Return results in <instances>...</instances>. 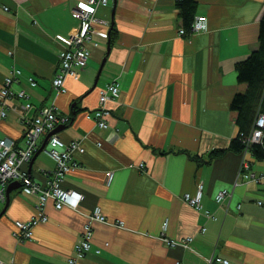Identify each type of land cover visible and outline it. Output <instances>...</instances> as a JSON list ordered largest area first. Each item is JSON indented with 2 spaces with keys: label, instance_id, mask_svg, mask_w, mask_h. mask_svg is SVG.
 <instances>
[{
  "label": "crops",
  "instance_id": "0c3cea01",
  "mask_svg": "<svg viewBox=\"0 0 264 264\" xmlns=\"http://www.w3.org/2000/svg\"><path fill=\"white\" fill-rule=\"evenodd\" d=\"M86 1L0 0V89L19 68L11 87L27 92L26 99L0 97L7 110L0 138L24 143L28 119L55 106L69 116L55 133L83 147L73 151L79 164L62 181L72 190L67 204L56 208L49 200L48 220L34 226L31 238L19 236L16 221L36 214L39 196L15 180L20 186L0 201V264H221L211 261L218 255L230 264H264V159L229 148L239 131L231 102L247 86L237 64L259 44L264 0H195L194 18L204 17L206 26L185 34L178 0L99 5L103 21L95 27L109 34L93 35L87 65L58 91L52 84L64 47L58 36L79 30L73 10ZM115 80L120 92L108 100L109 125L102 127L87 113ZM50 137L40 136L43 149L22 164L42 185L56 168ZM216 149L222 151L211 156ZM247 170L259 179L246 180ZM200 184L198 209L184 194H196ZM225 188L229 194L217 200ZM97 205L107 221L93 224L92 248L77 257Z\"/></svg>",
  "mask_w": 264,
  "mask_h": 264
},
{
  "label": "built area",
  "instance_id": "2783aa9c",
  "mask_svg": "<svg viewBox=\"0 0 264 264\" xmlns=\"http://www.w3.org/2000/svg\"><path fill=\"white\" fill-rule=\"evenodd\" d=\"M110 1L111 0H87L85 5L74 8L73 15L80 20L79 30L69 36H58L64 43V47L59 54V69L53 78V84L58 91L65 90L64 82L67 75L77 77L80 70L87 65L91 54L89 43L92 41L93 35L99 34L106 37L108 36V32L97 30L95 25L97 22L103 21L96 14L97 7L99 5H108ZM203 22L204 17L197 16L192 23V28L195 31L204 29L206 24ZM184 32L185 30L182 28L181 33ZM20 74L21 70L19 68H14L5 78L4 85L0 89L1 98H6L11 95H16L21 99L27 98V92L24 89L13 90L11 87L12 83L18 79ZM30 83L32 85L37 84L33 77L30 78ZM119 92L120 83L116 80L109 82L106 86L101 88L99 105L93 111L88 112V116L93 118L98 125L107 127L109 123L106 117L111 113L110 108L107 106V102L111 97L118 96ZM31 106H33V104L28 100L24 104L25 109H29ZM0 114L2 116H6L7 114L3 102L0 103ZM68 121V115L58 110L55 106H47L40 109L37 114L28 119L24 143L19 144L13 138H0V201L5 200L7 187L15 180H20L22 182L23 191L39 196L36 214L28 220L16 221L17 233L22 239L31 238L34 226L48 220L46 205L49 200L53 201L56 208H62L67 204L72 193V190L62 185V181L66 174L79 164L73 156L74 150H83L79 140H72L66 143L59 138L57 133L54 132L51 134L48 151L56 160V168L47 184L42 185L31 179L27 175V171L22 169V164L29 161L38 150L40 136L53 131L57 126L66 124ZM263 128L264 114L261 113L255 122V126L249 138L253 141L260 140L263 134ZM107 175L111 178L112 172L108 171ZM243 176L246 180L259 179L255 173L249 170L244 171ZM237 182L238 180L236 183ZM202 188L203 185L200 184L196 194H191L189 192L184 194V198L198 209L202 208ZM229 192L227 188L222 189L217 195V200L221 201ZM206 213L211 214V211L206 209ZM106 221L107 217L103 213L101 206H95L85 224L83 236L76 243L75 251L77 257H83L92 248L93 224L95 222ZM115 223L121 225L123 222L119 220ZM191 239L192 237H189L187 240L189 241ZM187 240L185 239L183 244H187ZM173 244H177V242L173 241ZM75 260V258H71L72 262ZM211 261L221 264H230L228 258L219 255L212 258Z\"/></svg>",
  "mask_w": 264,
  "mask_h": 264
},
{
  "label": "trees",
  "instance_id": "16d2710c",
  "mask_svg": "<svg viewBox=\"0 0 264 264\" xmlns=\"http://www.w3.org/2000/svg\"><path fill=\"white\" fill-rule=\"evenodd\" d=\"M178 6L183 18L185 34L192 27L197 3L195 0H178ZM237 71L238 80L246 83L247 86L245 91L237 92L231 102L230 114L237 123L239 131L232 139L229 148L235 151L247 148L258 159H264V128L260 140L253 141L249 138L259 114H264V14L260 20L259 44L246 59L238 62ZM221 151L222 149H216L211 156Z\"/></svg>",
  "mask_w": 264,
  "mask_h": 264
},
{
  "label": "water",
  "instance_id": "95a60500",
  "mask_svg": "<svg viewBox=\"0 0 264 264\" xmlns=\"http://www.w3.org/2000/svg\"><path fill=\"white\" fill-rule=\"evenodd\" d=\"M104 63H105V59L103 60V62H102V64H101V67H100V69H99V72H98V75H97L96 80H97L98 77H99V74H100V72H101V70H102V67H103ZM60 128H62V126L57 127V128L54 129L53 131H50L48 134L51 135L52 133L57 132L58 130H60ZM43 147H44V144H43L42 146H40V148H39L38 151L34 154L33 157H35V156H36V155H37V154L43 149ZM20 184H21V183H20L19 181H13L12 183H10V184L8 185L7 190H6L7 201L9 200V194H10V192H11L13 189L19 187Z\"/></svg>",
  "mask_w": 264,
  "mask_h": 264
},
{
  "label": "bare ground",
  "instance_id": "6f19581e",
  "mask_svg": "<svg viewBox=\"0 0 264 264\" xmlns=\"http://www.w3.org/2000/svg\"><path fill=\"white\" fill-rule=\"evenodd\" d=\"M65 83V82H64Z\"/></svg>",
  "mask_w": 264,
  "mask_h": 264
}]
</instances>
